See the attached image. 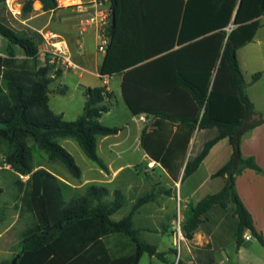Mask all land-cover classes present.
I'll return each mask as SVG.
<instances>
[{
    "label": "trees",
    "instance_id": "1",
    "mask_svg": "<svg viewBox=\"0 0 264 264\" xmlns=\"http://www.w3.org/2000/svg\"><path fill=\"white\" fill-rule=\"evenodd\" d=\"M33 1L21 2L22 17L34 10ZM39 1L45 10L58 6V0ZM74 5L68 4L69 7ZM6 7V0H0V10ZM262 14L264 0H109V41L98 67L100 75L112 74L132 65L135 67L140 61L158 53L146 49L144 44L150 39V34L143 30L166 31V41L161 47L168 51L164 55L167 58L174 56V52L192 47V59L207 66L205 72L200 68L190 72L184 69L177 71V85L187 87L190 93L185 100L192 106V111L188 109L186 112L176 111L174 104L184 100L173 98L171 92L155 99L156 102L130 96L128 88L132 87L129 81L132 68H127L122 79L123 95L133 114L144 111L152 114L154 119L187 123L190 129L185 143L194 127H197L198 135L200 129L211 130L212 135L202 142L199 149L196 148L198 137L195 138L183 168V177L197 168L213 143L222 137H230V157L212 173L224 177L223 186L191 204L182 221V232L190 243L196 264H216L215 254L231 242L240 245L247 229L264 244L235 187V177L245 167L262 170L254 156L244 155L240 149L244 133L256 121H247L253 103L246 92L237 59V49L252 39ZM0 34L9 45L21 47L24 53L22 57L0 54L1 164H8L18 174L27 175L25 179L18 176L16 180L21 190V211L28 213V219L20 231L19 248L12 255L18 253L14 264L79 262V258L69 259L60 254L76 250L93 251V246L99 249L97 245L101 236L112 232H121L130 239L133 248L126 256L128 264H137L143 252L165 258L166 252L141 238L139 228L133 223V214L142 203L154 198L156 190L137 196L127 214L113 219L111 214L125 202L121 190L115 189L113 198L104 201L108 188L90 184L84 192H76L68 198L71 185L46 167H36L34 161L33 150L38 147L49 161H62L69 173L79 178L80 166L58 140L59 137H72L94 163L108 169L97 153L96 142L98 135L115 133L119 129L117 125H106L100 120L102 113L109 109L107 98L112 92L103 85L85 86L82 111L74 119H65L62 113L48 105L49 83L62 74L63 68L49 62L46 53L43 62L39 63V47L43 39L39 31L30 26L18 28L4 19L0 12ZM175 42L181 47L172 49ZM213 68L216 71L212 76ZM259 74L253 73L252 79L255 80ZM31 84L37 85L38 89L13 99L11 112L5 115L2 95L9 85ZM58 90L64 92L65 86H59ZM153 123L154 120L145 125L141 132V143L150 155H154L152 145H149L152 133L148 135L147 128L151 129ZM170 155L171 152H167L160 162L169 173L171 170L166 158ZM74 234L78 235L75 240L72 238ZM196 234L207 240L204 243L196 241ZM10 260L0 261V264H9ZM86 260L93 261L90 258ZM177 264H182V261Z\"/></svg>",
    "mask_w": 264,
    "mask_h": 264
},
{
    "label": "crops",
    "instance_id": "2",
    "mask_svg": "<svg viewBox=\"0 0 264 264\" xmlns=\"http://www.w3.org/2000/svg\"><path fill=\"white\" fill-rule=\"evenodd\" d=\"M65 2L66 0H58V6L56 8L47 10L42 9L41 6L39 8L34 7V10L29 15L20 18V20L26 23L27 26L39 31L42 35L43 39L39 47V57L44 45V34L49 31L60 34L66 40L69 51L72 50L73 45H77L78 48L80 47L81 40L84 39L81 33L87 32V36L93 39V69H88L77 60L75 61L82 67L80 70L87 69L93 73V85H103L107 90L112 92V95L107 98L109 109L102 113L100 120L106 125H117L119 129L115 133L97 136L96 150L101 159L106 163L108 169L88 165L87 168L93 169V175H85L84 170L80 167L81 175L79 178H76L71 174L72 177L65 176L60 173L61 171L59 168H49L41 162L35 163L36 167L44 166L58 178L68 182L72 187L68 193V198L76 192H84L90 184L105 185L109 191L106 196L109 195L111 197L110 199H112L113 191L119 189L125 196V202L121 207L127 203H130L132 207L137 196L151 189L156 190L157 192L154 198L142 203L133 214V223L135 227L139 228L140 237L142 232L157 229V223L152 224L145 222L137 224L135 222V214L137 213L139 215L142 209H147V217H153L154 221L159 220L160 211L171 209L176 212L175 214H178L177 218H180L182 225V221L186 217L191 204H195L206 193L215 192L223 186L224 177L222 175H212V173L229 159L231 154L230 137H222L213 143L207 154L199 162L197 168L183 177V168L195 138L198 137L196 148L199 149L202 142L212 135L211 130L200 129L198 135L197 127H194L188 137L187 143H185L184 139L190 129L187 123L170 121L162 118L154 119L152 114H148L144 111L139 113H144L147 119L145 121L137 119L136 116L139 113L133 114L125 101L122 90L123 75L128 67L124 70L106 75H100L98 69L105 51H99L97 49V23L103 17L108 20L109 0H71V2H69L70 4H76L71 7ZM262 16H264V14L259 16V21ZM90 17H93V21H86ZM258 28L252 39L237 49V59L245 80L246 92L253 103V110L247 118V121H256V123L244 133L240 142V149L244 155L254 156L256 162L262 167V170L256 171L251 167H245L236 175L235 187L242 202L251 213L256 230L261 233L264 239V117L256 119L253 115L256 112L264 110V100L260 101L258 104V93L256 89H253V85L256 83L259 76L255 80L252 79V81H248L246 77L248 72H254V70L260 68L258 67L259 63L257 60L264 59V30H258ZM137 31L141 32V30ZM143 31L150 34V39H147V43L144 44L146 45V49L158 53L140 61L135 67L134 65L129 67L132 68L129 74V81L132 87L128 88V93L138 100L151 99L153 102H156L155 99L165 97V95L168 94L167 92H171L173 98L184 100L179 104H174L176 105V111L186 112L188 109L192 111V106L187 105L188 101H186V98L190 95L187 87L177 85V71L178 69H184L186 72H190L196 68H200L201 72H205L207 66H203L199 61L192 59V47L185 48L187 50L184 49L174 52V54H172L174 56L167 58L164 55L166 52L168 53V51H163L166 49L161 47L164 41H166V31ZM157 34L160 35L158 36ZM14 45L15 44L8 45V47L13 48ZM179 47H181V45L175 42L172 49ZM8 52L9 48L7 52H0V54L18 57L24 56V53L21 54V52L19 54H11ZM80 52L82 54L85 53L84 51ZM71 53L74 57L72 51ZM78 58L82 59L80 55ZM39 63L42 62L39 61ZM68 69L69 68H64L62 74L58 76L62 82L64 80V73ZM215 71L216 68H213L211 71L212 76ZM77 85L86 86L80 80L77 81ZM116 93L121 98L119 102ZM113 97L116 98L115 103L111 101ZM112 109L120 110L124 113L125 117H118L114 119L116 121H113V123L104 121V119H106L105 115H108ZM59 112L63 114L62 110ZM250 117H252V120L249 119ZM152 120H154L153 126L151 129L147 128V131L148 135L152 133V141H150L149 145H152V152L154 155H150L141 143V132L145 125L149 124ZM147 137L148 136H146V142ZM169 151L171 155L166 158V161L171 170L170 173L160 163L161 158H164L165 154ZM132 154H136V157L133 159H131ZM140 162H144V175L147 178L134 174L133 177L120 175L123 168ZM20 175H22L24 179L27 177L26 174ZM131 186L134 189L133 192L130 189ZM105 197L103 198L104 201L110 200ZM116 211L111 214V217L113 219L121 218L122 216H114ZM175 214L170 218L171 224H173L175 220ZM172 229L173 227L171 225L169 232L172 237V246L168 247V249L176 253L177 245L175 244L176 240ZM247 232L251 233L247 229L244 234ZM77 236V234H74L72 238L75 240ZM195 238L196 241H202V243L207 240L201 238L200 234H196ZM252 238L257 240L264 247V244L252 234L249 239L244 238L240 245L231 242L220 249L215 254L216 264H227L226 260L229 258V255L226 249L231 244L235 246L234 250L237 259L244 260L246 253L244 252L245 248H243L242 244H250ZM154 244L159 250L157 243ZM97 247L99 249H95L93 246V251H67L60 254V256L69 259L79 258L81 260L79 262L70 261V264H128L126 256L133 248L130 239L121 232H112L101 236V242H99ZM221 253L223 255L218 257L217 255ZM190 256L193 258L190 243L184 237L180 242L179 258L182 261H187L190 259ZM88 258L93 259V261L86 260ZM173 261L174 259H170L169 263ZM247 264H264V248L255 249L249 259H247Z\"/></svg>",
    "mask_w": 264,
    "mask_h": 264
},
{
    "label": "rangeland",
    "instance_id": "3",
    "mask_svg": "<svg viewBox=\"0 0 264 264\" xmlns=\"http://www.w3.org/2000/svg\"><path fill=\"white\" fill-rule=\"evenodd\" d=\"M36 1H33V6L35 8H39L41 5L35 4ZM71 0H66L65 3L70 4ZM7 7L6 9H1L0 12L3 15V18L14 24L18 28H25L26 23L22 22L20 18H22L20 14L21 3H15L13 0H6ZM258 30H264V16L260 19V27ZM84 36V39L81 40V45L78 48L77 45L72 46V50H70V55L74 60H77L79 63L84 65L88 69H93V39L87 36V32L81 33ZM8 40L0 34V52L5 53L8 51L11 54H23V50L21 47L14 45V47H8ZM74 57L72 56V53ZM80 51H84L82 54ZM81 56L82 59H79L78 56ZM44 52H40L39 61L43 62ZM259 69L254 70V72H248L246 74L247 80L252 81V75L256 71H259V77L256 80V83L253 85V89H256L257 94V103L264 100V59L257 60ZM256 61V62H257ZM93 73L86 70H80L75 68H70L64 73V80L61 81L60 77H56L49 83V92H48V105L54 111L59 112L63 111V117L65 119H74L78 116V114L82 111L83 103H84V86H78L77 81L80 80L84 85H93ZM97 78V77H96ZM65 86L66 90L64 92H60L58 90L59 86ZM38 86L31 85H23L18 87L10 86L7 88L6 92L2 95V101L6 106L5 115L11 112V105L13 103V99H16L19 95L30 94L36 89ZM15 94V96L13 95ZM14 96V97H13ZM118 102L121 100L120 96L116 93ZM6 98V99H5ZM116 98L113 97L111 99L112 103H115ZM106 119L104 121H109L113 123L116 121L118 117H125L124 113L117 109H112L110 113L105 115ZM110 119V120H109ZM59 142L64 145L69 151L73 154L77 164L84 170L85 175H93V169L87 168L88 165L98 166L94 163L83 151L78 142L72 137H59ZM34 161L35 163L41 162L44 165H47L49 168H59L65 176H71L67 168L65 167L62 161H49L42 150L38 147L34 148ZM136 154L131 155V159L135 158ZM2 157L0 155V187L2 190L0 191V261L9 260L12 258L14 252H16L19 248V237L20 231L25 227L26 221L28 219V213L21 211V203H20V193L21 190L18 187L17 178L18 176L21 179L24 177L18 174L15 170H13L8 164H1ZM144 162H140L137 164H133L131 166L123 168L120 175L134 176L139 175L141 177H146L144 174ZM134 174V175H133ZM72 177V176H71ZM147 178V177H146ZM131 191L134 189L131 186ZM105 198L110 199L111 197L108 195ZM131 204L127 203L123 207L119 208L114 216H123L128 213L130 210ZM147 209H142L141 213L138 215L135 214V222L137 224L142 223H157V229H153L150 231L142 232L141 237L146 239L147 241H151L153 243H157L159 250H165V258H161L156 254H149L147 252H143L137 264H169V260L176 259V253L173 250H169L168 247L172 246L171 234L169 232L171 225L170 218L176 212L171 209H167L164 211H160L159 220L154 221L153 217H147ZM178 214H175V219ZM180 219V218H179ZM161 221V222H159ZM144 234V236H143ZM251 244V245H250ZM242 244L243 248H245L244 252L246 253L245 259H237L235 254L234 245H230L227 247L226 251L229 255V258L226 260L227 264H247V259L252 255L257 248H264L257 240L251 239V243ZM176 246V245H175ZM223 254H218V257H221ZM190 259L191 256L189 257Z\"/></svg>",
    "mask_w": 264,
    "mask_h": 264
},
{
    "label": "built area",
    "instance_id": "4",
    "mask_svg": "<svg viewBox=\"0 0 264 264\" xmlns=\"http://www.w3.org/2000/svg\"><path fill=\"white\" fill-rule=\"evenodd\" d=\"M93 21V17H90L86 21ZM84 23V22H83ZM107 24L108 20H106L105 17L101 18V20L97 23V49L99 51H105L109 36L107 33ZM44 45L42 47V50L44 53L48 55L49 62H52L55 64L56 67L61 68H75V69H81L79 63H77L74 59H72L69 51L68 44L66 40L58 33L54 32H48L44 34ZM137 119L145 121L147 118L144 115V113H139L136 116ZM173 234L175 236V244L177 245L176 249V259L174 260L173 264H177L179 261H182L179 258V248H180V242L184 238L182 228H181V222L179 218H176L173 222ZM252 236L251 233L247 232L244 234L245 239H249ZM182 264H196L192 259H189L187 261H182Z\"/></svg>",
    "mask_w": 264,
    "mask_h": 264
},
{
    "label": "water",
    "instance_id": "5",
    "mask_svg": "<svg viewBox=\"0 0 264 264\" xmlns=\"http://www.w3.org/2000/svg\"><path fill=\"white\" fill-rule=\"evenodd\" d=\"M23 0H13V2L15 3H21ZM35 4H39L41 5V2L40 1H36ZM256 119H259L261 117H264V110H262L261 112H256L253 114ZM250 120H252V117L249 118ZM17 257H18V253H16L10 260L9 264H14L15 261L17 260Z\"/></svg>",
    "mask_w": 264,
    "mask_h": 264
}]
</instances>
